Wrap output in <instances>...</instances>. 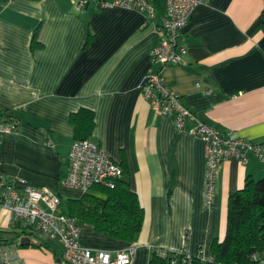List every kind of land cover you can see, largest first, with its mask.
<instances>
[{
    "label": "crops",
    "instance_id": "crops-1",
    "mask_svg": "<svg viewBox=\"0 0 264 264\" xmlns=\"http://www.w3.org/2000/svg\"><path fill=\"white\" fill-rule=\"evenodd\" d=\"M81 1L0 0V126L17 123L12 133L0 131L2 172L51 188L61 208L81 199L62 180L76 140L72 114L92 110L90 138L125 166L145 215L133 242L83 224L81 245L113 255L134 249L133 264H149L155 247L209 259L214 240L226 237L230 195L248 178L262 179L264 162L251 151L246 164L225 161L215 204L206 206L204 142L178 130L144 94L147 74L160 69L150 52L161 41V19L94 0L81 9ZM187 32L188 54L166 67L167 85L208 126L264 146V0H207ZM62 253L55 241L29 243L18 247L17 264H65Z\"/></svg>",
    "mask_w": 264,
    "mask_h": 264
},
{
    "label": "built area",
    "instance_id": "built-area-1",
    "mask_svg": "<svg viewBox=\"0 0 264 264\" xmlns=\"http://www.w3.org/2000/svg\"><path fill=\"white\" fill-rule=\"evenodd\" d=\"M91 0H82L84 9ZM99 7L109 9L128 7L145 13L148 20L158 19L153 0H94ZM207 0H167L165 14L159 30V45L151 52L153 64L160 65L157 72L150 70L144 80V94L154 109L173 118L178 130L200 138L206 150V177L204 203L211 207L217 197V182L222 164L232 158L246 164L248 153H256L264 162L262 145L238 139L232 132L222 134L208 126L183 102V98L167 85L164 70L169 65H182L188 54V25L198 6ZM200 86V84H197ZM17 130L16 122H4L3 133ZM124 177L123 167L91 138L75 140L69 156V166L62 184L87 194L97 185L113 186ZM59 194L49 187L34 188L26 180L6 176L0 166V211L4 227L0 228V264H17V249L24 238L38 242L55 241L63 246L62 260L65 264H133L135 250L120 251L113 255L107 251H95L80 243L81 225L74 217L62 213ZM14 234L10 241L5 234ZM167 252L163 253L166 254ZM178 253L176 262L185 263ZM201 255V254H200ZM203 256V255H202ZM188 254L186 259L190 258ZM204 258V256H203ZM205 259V258H204ZM264 261V254L261 257Z\"/></svg>",
    "mask_w": 264,
    "mask_h": 264
},
{
    "label": "trees",
    "instance_id": "trees-1",
    "mask_svg": "<svg viewBox=\"0 0 264 264\" xmlns=\"http://www.w3.org/2000/svg\"><path fill=\"white\" fill-rule=\"evenodd\" d=\"M159 18L164 16L161 0H153ZM37 33L33 46H38ZM95 112L86 108L72 114L77 140L89 139L95 128ZM113 186L97 185L79 200H70L62 213L74 217L81 227L91 224L96 231L124 241L133 242L144 224V208L131 188L127 171ZM34 240V241H32ZM30 239V245L41 246L43 242ZM149 264H261L264 254V177L248 178L243 189L230 195L228 205L227 233L223 241L215 239L211 256L180 255L185 263L176 262L178 253L154 248ZM167 252L166 254H163Z\"/></svg>",
    "mask_w": 264,
    "mask_h": 264
},
{
    "label": "water",
    "instance_id": "water-1",
    "mask_svg": "<svg viewBox=\"0 0 264 264\" xmlns=\"http://www.w3.org/2000/svg\"><path fill=\"white\" fill-rule=\"evenodd\" d=\"M29 241H30L29 239L24 238V239L22 240V245L29 244V243H30Z\"/></svg>",
    "mask_w": 264,
    "mask_h": 264
}]
</instances>
